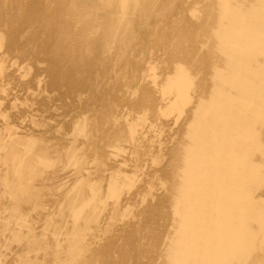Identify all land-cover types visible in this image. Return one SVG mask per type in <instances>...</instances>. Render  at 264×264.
Listing matches in <instances>:
<instances>
[{"label": "bare ground", "instance_id": "6f19581e", "mask_svg": "<svg viewBox=\"0 0 264 264\" xmlns=\"http://www.w3.org/2000/svg\"><path fill=\"white\" fill-rule=\"evenodd\" d=\"M0 264H264V0H0Z\"/></svg>", "mask_w": 264, "mask_h": 264}]
</instances>
